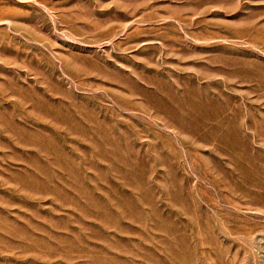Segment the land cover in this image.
<instances>
[{
	"label": "rangeland",
	"instance_id": "1",
	"mask_svg": "<svg viewBox=\"0 0 264 264\" xmlns=\"http://www.w3.org/2000/svg\"><path fill=\"white\" fill-rule=\"evenodd\" d=\"M0 264H264V0H0Z\"/></svg>",
	"mask_w": 264,
	"mask_h": 264
}]
</instances>
